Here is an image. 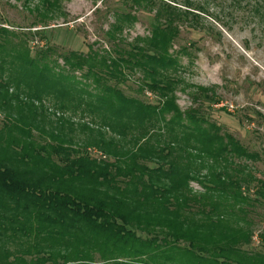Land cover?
<instances>
[{
    "label": "trees",
    "instance_id": "obj_1",
    "mask_svg": "<svg viewBox=\"0 0 264 264\" xmlns=\"http://www.w3.org/2000/svg\"><path fill=\"white\" fill-rule=\"evenodd\" d=\"M22 1L42 27L0 22V264H264L258 155L204 116L208 89L178 104L188 13L123 0L108 48L76 51L46 37L65 0ZM135 10L151 30L128 40Z\"/></svg>",
    "mask_w": 264,
    "mask_h": 264
},
{
    "label": "rangeland",
    "instance_id": "obj_2",
    "mask_svg": "<svg viewBox=\"0 0 264 264\" xmlns=\"http://www.w3.org/2000/svg\"><path fill=\"white\" fill-rule=\"evenodd\" d=\"M122 1L106 0L103 4L98 0H65L62 12L66 16L58 15L48 21L52 30L46 31V37L64 50H87V45L108 48L103 35L114 22L111 10ZM164 2L175 5L179 13L192 14L185 15L190 22H179L180 39L174 48L176 51L187 48V54L179 57L185 82L177 92L181 110L194 107L195 96L203 98L194 87L208 89L213 101L203 105L204 116L218 125L223 134L233 135L258 155L256 161L247 164L254 175L264 179V0ZM30 9L22 0H0V22L15 31L22 28L27 32L30 27L37 30L42 27L41 16L32 11L34 5ZM97 9L101 12L97 13ZM133 14L138 20L125 32L128 40L149 35L154 16L139 10ZM40 44L44 43L39 37L32 42V46ZM139 78V75L132 77L130 86L137 88L135 80ZM126 91L132 93L130 89ZM149 98L155 101L154 96ZM192 186L202 190L196 183ZM252 218L256 231L253 248L259 249V235L264 233V206L258 205Z\"/></svg>",
    "mask_w": 264,
    "mask_h": 264
}]
</instances>
